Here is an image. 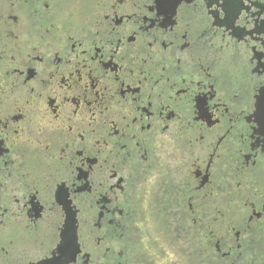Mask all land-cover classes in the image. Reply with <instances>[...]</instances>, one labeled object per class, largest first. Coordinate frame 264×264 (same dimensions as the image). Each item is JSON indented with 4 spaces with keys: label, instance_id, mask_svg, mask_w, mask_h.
I'll return each instance as SVG.
<instances>
[{
    "label": "flooded vegetation",
    "instance_id": "obj_1",
    "mask_svg": "<svg viewBox=\"0 0 264 264\" xmlns=\"http://www.w3.org/2000/svg\"><path fill=\"white\" fill-rule=\"evenodd\" d=\"M0 264H264V0H0Z\"/></svg>",
    "mask_w": 264,
    "mask_h": 264
}]
</instances>
